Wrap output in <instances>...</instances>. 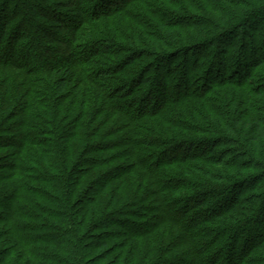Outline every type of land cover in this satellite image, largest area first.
<instances>
[{
    "label": "trees",
    "instance_id": "obj_1",
    "mask_svg": "<svg viewBox=\"0 0 264 264\" xmlns=\"http://www.w3.org/2000/svg\"><path fill=\"white\" fill-rule=\"evenodd\" d=\"M259 223L264 0H0V264H264Z\"/></svg>",
    "mask_w": 264,
    "mask_h": 264
},
{
    "label": "rangeland",
    "instance_id": "obj_2",
    "mask_svg": "<svg viewBox=\"0 0 264 264\" xmlns=\"http://www.w3.org/2000/svg\"><path fill=\"white\" fill-rule=\"evenodd\" d=\"M11 15V14H10ZM4 16H5V13H4ZM14 19V22H19V21H21L22 20V18L19 16V17H17V18H13ZM251 33L252 34H254L252 31H251ZM171 85L173 84V82L172 81H168ZM257 228L258 229H260V231L262 232V233H264V227H263V224H257Z\"/></svg>",
    "mask_w": 264,
    "mask_h": 264
}]
</instances>
